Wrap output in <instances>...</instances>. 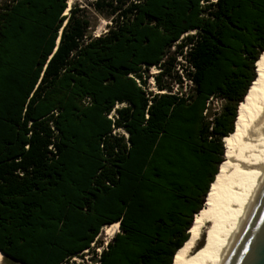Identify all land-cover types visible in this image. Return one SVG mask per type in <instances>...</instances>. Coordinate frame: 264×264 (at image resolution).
Listing matches in <instances>:
<instances>
[{
	"label": "trees",
	"instance_id": "obj_1",
	"mask_svg": "<svg viewBox=\"0 0 264 264\" xmlns=\"http://www.w3.org/2000/svg\"><path fill=\"white\" fill-rule=\"evenodd\" d=\"M66 1L0 3V251L69 264L118 222L98 264H172L256 80L264 0H94L97 36Z\"/></svg>",
	"mask_w": 264,
	"mask_h": 264
},
{
	"label": "bare ground",
	"instance_id": "obj_2",
	"mask_svg": "<svg viewBox=\"0 0 264 264\" xmlns=\"http://www.w3.org/2000/svg\"><path fill=\"white\" fill-rule=\"evenodd\" d=\"M72 1H66L64 15ZM257 72L240 105L234 132L223 139L224 161L209 185L206 202L172 264H227L264 192V61H258Z\"/></svg>",
	"mask_w": 264,
	"mask_h": 264
},
{
	"label": "rangeland",
	"instance_id": "obj_3",
	"mask_svg": "<svg viewBox=\"0 0 264 264\" xmlns=\"http://www.w3.org/2000/svg\"><path fill=\"white\" fill-rule=\"evenodd\" d=\"M2 1H4V0H0V3ZM92 1H94V0H73L71 6L73 4L79 5L85 10L87 18L90 22L89 32L93 36H97V35L102 34L106 31V29L109 25L108 22L110 20V16H108V11L105 8H103L101 11H96V10L92 9V6L90 5V3ZM210 1H214V0H210ZM187 34L190 35V34H193V32L189 31V32L183 34V36L185 37ZM171 50H173V48H171ZM181 60H178V61L180 63H183V62H181ZM180 69H181V73L184 75L185 68H183V66H180ZM156 70H157V68H151L150 70H148V74L153 75V73H156ZM150 78H151V76H150ZM184 79L186 80V82L183 81L182 86H181V90L178 88V86H176V84L173 85V88H175V89H173L174 92L181 93V94L187 92V90L191 84L188 82V79L186 78V76ZM144 87L147 91H153V92L157 91L158 92V90L155 87L154 80L152 82L150 81V79L146 80V84L144 85ZM222 104H223V100L220 98L212 97V98H209V100H208V107H209L211 113L219 111L221 109ZM113 132H115L116 135H122L123 134L122 131L116 132V129H114ZM112 224H114V223H112ZM112 224L104 225L100 229L98 236H97V239L90 244L89 249L83 250L80 253V255H74V256L70 257L67 260V263H69V264H70V262L77 263V264H95V263H97V248L102 250L104 243L111 240L113 235L119 231V229H118L116 232L111 234V237H109L108 231H109V229H111ZM73 257H75V258H73ZM0 264H20V263L11 262L9 260H6L3 256H1Z\"/></svg>",
	"mask_w": 264,
	"mask_h": 264
},
{
	"label": "water",
	"instance_id": "obj_4",
	"mask_svg": "<svg viewBox=\"0 0 264 264\" xmlns=\"http://www.w3.org/2000/svg\"><path fill=\"white\" fill-rule=\"evenodd\" d=\"M227 264H264V192Z\"/></svg>",
	"mask_w": 264,
	"mask_h": 264
},
{
	"label": "snow or ice",
	"instance_id": "obj_5",
	"mask_svg": "<svg viewBox=\"0 0 264 264\" xmlns=\"http://www.w3.org/2000/svg\"><path fill=\"white\" fill-rule=\"evenodd\" d=\"M203 3H204V0H201V4H203ZM259 52H260V54H261V60L264 61V48L259 49ZM49 59H50V60L52 59L51 55H49ZM43 75H44V73H41V76H43ZM121 106H122V105H121V104L119 103V101H118V102L116 103L115 107L112 109V112H113L114 115L119 116V112H117V109H119ZM149 116H150V114H149ZM149 116H146L145 119H148ZM112 118H113V116H109V119H112ZM121 131H122V130H121L120 128H118V127L116 128V132H121ZM112 134L115 135V132L112 133ZM123 134H124V135H128L127 132H123ZM25 147H28V145H25ZM49 147L51 148V145H50ZM119 227H120V225H119L118 222L112 224L111 229H109V231H108V235H109V237H111L112 231L119 229ZM113 242H114V241H113ZM97 251H100V249L97 248ZM73 258H75V257H73Z\"/></svg>",
	"mask_w": 264,
	"mask_h": 264
},
{
	"label": "built area",
	"instance_id": "obj_6",
	"mask_svg": "<svg viewBox=\"0 0 264 264\" xmlns=\"http://www.w3.org/2000/svg\"><path fill=\"white\" fill-rule=\"evenodd\" d=\"M109 24H110V21L108 22ZM177 59L178 60H181V62H183V63H180L178 60V63L177 64H175V70L177 71V73H179L180 74V76H181V78L183 79V81L184 82H186V80L184 79L185 78V75H183L182 73H181V69H180V66H182V64L183 65H187L188 63L186 62V60H184V58L181 56V55H178V57H177ZM184 67V66H183ZM190 69L192 70V68L190 67ZM157 71V70H156ZM188 82L191 84V81L188 79ZM176 84V83H175ZM176 86H178V84H176ZM173 89H175V88H173V86H172V91H173ZM174 92V91H173ZM178 94H181V93H178ZM104 246H106V242L104 243ZM84 250H88V249H84ZM101 251V250H100ZM100 251H97V257H99V253H100ZM82 252V251H81ZM80 252V253H81ZM80 253L79 254H76V255H80ZM71 263V262H70ZM95 264H98V263H95Z\"/></svg>",
	"mask_w": 264,
	"mask_h": 264
}]
</instances>
